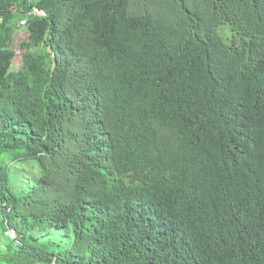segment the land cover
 Returning <instances> with one entry per match:
<instances>
[{"label":"trees","instance_id":"obj_1","mask_svg":"<svg viewBox=\"0 0 264 264\" xmlns=\"http://www.w3.org/2000/svg\"><path fill=\"white\" fill-rule=\"evenodd\" d=\"M0 264H264V0H0Z\"/></svg>","mask_w":264,"mask_h":264},{"label":"rangeland","instance_id":"obj_2","mask_svg":"<svg viewBox=\"0 0 264 264\" xmlns=\"http://www.w3.org/2000/svg\"><path fill=\"white\" fill-rule=\"evenodd\" d=\"M226 26L230 30L229 25H226ZM227 27H224V29L222 30V31H224L225 34L228 33V31L225 30V29H227ZM230 33H231V31H230ZM28 38H29V34L25 30V28H19L18 31H17V33L14 36V39L12 41L11 46H12L13 49L16 50L17 55H18L19 58L21 57V53H22V50H23L21 44H22L23 41H26ZM16 60L17 59H15V61ZM17 180H15V181H17ZM62 236L63 235H61L58 239H60Z\"/></svg>","mask_w":264,"mask_h":264},{"label":"built area","instance_id":"obj_3","mask_svg":"<svg viewBox=\"0 0 264 264\" xmlns=\"http://www.w3.org/2000/svg\"><path fill=\"white\" fill-rule=\"evenodd\" d=\"M35 14L44 15V13L42 11H39L36 9H35ZM21 23L23 25H25L26 20H23ZM2 219L4 220V222L6 224L5 235L7 237H9L11 240H13L16 245H22L23 244L22 235L17 231L16 228H14L8 224V221H9L8 219L4 218V216H2Z\"/></svg>","mask_w":264,"mask_h":264},{"label":"clouds","instance_id":"obj_4","mask_svg":"<svg viewBox=\"0 0 264 264\" xmlns=\"http://www.w3.org/2000/svg\"><path fill=\"white\" fill-rule=\"evenodd\" d=\"M35 9L36 10H39V11H42L44 13V15H38V14H35ZM32 16H46V13L42 10V9H39L38 7L36 6H33L28 12H27V15L25 17H23L20 21V25L22 28L26 27L27 24H28V18L32 17ZM23 20H26V24L23 25L21 22Z\"/></svg>","mask_w":264,"mask_h":264}]
</instances>
